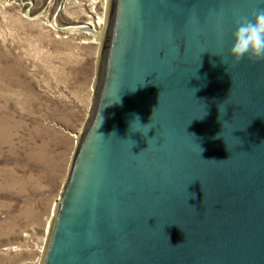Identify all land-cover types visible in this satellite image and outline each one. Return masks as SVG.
Returning <instances> with one entry per match:
<instances>
[{
  "label": "water",
  "instance_id": "water-1",
  "mask_svg": "<svg viewBox=\"0 0 264 264\" xmlns=\"http://www.w3.org/2000/svg\"><path fill=\"white\" fill-rule=\"evenodd\" d=\"M258 9L111 0L43 264H264V60L228 55Z\"/></svg>",
  "mask_w": 264,
  "mask_h": 264
},
{
  "label": "rangeland",
  "instance_id": "rangeland-1",
  "mask_svg": "<svg viewBox=\"0 0 264 264\" xmlns=\"http://www.w3.org/2000/svg\"><path fill=\"white\" fill-rule=\"evenodd\" d=\"M109 2L0 0V264H43L102 48L70 27L106 19Z\"/></svg>",
  "mask_w": 264,
  "mask_h": 264
},
{
  "label": "clouds",
  "instance_id": "clouds-1",
  "mask_svg": "<svg viewBox=\"0 0 264 264\" xmlns=\"http://www.w3.org/2000/svg\"><path fill=\"white\" fill-rule=\"evenodd\" d=\"M232 41L228 55L233 62L238 63L246 57L252 61L264 60V9L256 10L251 19L237 21Z\"/></svg>",
  "mask_w": 264,
  "mask_h": 264
},
{
  "label": "bare ground",
  "instance_id": "bare-ground-1",
  "mask_svg": "<svg viewBox=\"0 0 264 264\" xmlns=\"http://www.w3.org/2000/svg\"><path fill=\"white\" fill-rule=\"evenodd\" d=\"M110 4H111V0L109 2V10H110ZM108 13H109V11H108ZM103 23L104 24L105 23L108 24V15H107L106 19H104V20L103 19H100L99 21H96L95 22V26L93 25V23H87V24H90V26L93 28V31H85V32L94 33L95 39L97 41H99L100 43H103L104 42L105 37H106V33H107V25H105V28H103L102 30L100 28H98ZM70 28H71L70 29L71 31H81V30L78 29V28H81V27H78V26H76V27H70ZM98 29H100V30H98ZM53 223H52L51 228H50L51 230H52V227H53ZM51 230H50V232H51Z\"/></svg>",
  "mask_w": 264,
  "mask_h": 264
},
{
  "label": "flooded vegetation",
  "instance_id": "flooded-vegetation-1",
  "mask_svg": "<svg viewBox=\"0 0 264 264\" xmlns=\"http://www.w3.org/2000/svg\"><path fill=\"white\" fill-rule=\"evenodd\" d=\"M102 44V43H101Z\"/></svg>",
  "mask_w": 264,
  "mask_h": 264
}]
</instances>
